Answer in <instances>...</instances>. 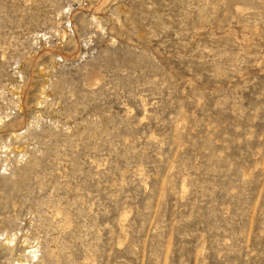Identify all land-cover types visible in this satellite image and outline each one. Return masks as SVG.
Segmentation results:
<instances>
[{"label":"rangeland","instance_id":"rangeland-1","mask_svg":"<svg viewBox=\"0 0 264 264\" xmlns=\"http://www.w3.org/2000/svg\"><path fill=\"white\" fill-rule=\"evenodd\" d=\"M0 264H264V0H0Z\"/></svg>","mask_w":264,"mask_h":264}]
</instances>
